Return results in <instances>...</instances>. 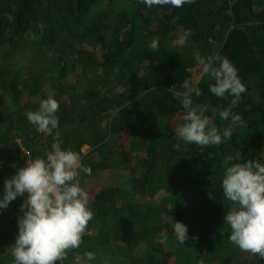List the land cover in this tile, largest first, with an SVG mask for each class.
Instances as JSON below:
<instances>
[{
  "label": "trees",
  "instance_id": "trees-1",
  "mask_svg": "<svg viewBox=\"0 0 264 264\" xmlns=\"http://www.w3.org/2000/svg\"><path fill=\"white\" fill-rule=\"evenodd\" d=\"M18 53L28 64L14 60ZM197 53L228 58L247 89L233 109L245 126L215 116L221 134L230 126L233 133L218 146L187 144L175 132L184 114L175 93L184 80L203 92L194 105L223 109L231 99L209 92L214 81L201 76ZM49 96L60 104L53 135L58 131L61 147L79 152L91 168L80 177L85 191L110 174L127 186L114 182L87 193L89 234L58 264H73L85 251L98 253L92 264L105 257L109 264H264L230 244L222 255L213 248L231 232L224 157L264 163V0H195L181 8H148L142 0H0V199L5 179L55 143L25 116ZM164 189L171 194L151 201ZM25 198L0 209V264H12ZM175 222L188 230L183 245Z\"/></svg>",
  "mask_w": 264,
  "mask_h": 264
},
{
  "label": "clouds",
  "instance_id": "clouds-1",
  "mask_svg": "<svg viewBox=\"0 0 264 264\" xmlns=\"http://www.w3.org/2000/svg\"><path fill=\"white\" fill-rule=\"evenodd\" d=\"M195 0H142L148 8L171 5L181 8ZM192 30L184 32L179 41L186 43ZM159 42L154 39L149 47L155 51ZM201 76L207 75L214 83L209 92L220 99L231 97L229 105L223 109L210 104H195L193 97H200V87L193 86L190 79L183 81L176 91L183 109L180 124L175 132L179 140L195 144L201 148L218 146L229 140L231 126H245L242 116L233 111L242 94L247 91L235 65L218 53L202 56L195 54ZM60 104L49 96L39 102L36 111H26L27 120L45 137L53 136L55 143L44 157H36L19 168L15 175L4 181V195L0 199V209H6L17 197L26 196L20 206L23 213L17 221L18 235L11 246L12 264H58L68 258L73 250H78L89 234L88 225L94 218L89 206V196L81 186V174L91 175V168L81 163L82 156L71 148L63 149V141L58 131ZM211 112V116L207 113ZM231 126L221 130L214 123L216 115ZM221 187L224 198L229 202V210L224 216L230 227L229 240L241 251L264 259V163L252 160L234 162L231 155L223 159ZM174 235L183 245L188 230L181 222L173 224ZM98 259L95 251L78 253L73 264H92ZM102 264H109L108 258Z\"/></svg>",
  "mask_w": 264,
  "mask_h": 264
},
{
  "label": "rangeland",
  "instance_id": "rangeland-1",
  "mask_svg": "<svg viewBox=\"0 0 264 264\" xmlns=\"http://www.w3.org/2000/svg\"><path fill=\"white\" fill-rule=\"evenodd\" d=\"M22 56H25L23 53H21ZM14 60L17 62V63H20V64H28L26 61H28V55L26 57V61L24 59H22L19 55V53L17 55L14 56ZM185 73V72H184ZM192 76V75H191ZM87 148L86 147H83L82 148V152H86ZM117 183L118 186L124 190H126L127 186L125 185V183L123 182V180L117 175V174H110V175H105V176H101L99 178H96L94 180H92V182L90 181L87 185V189H86V192L88 193H92L94 190H97L99 189L100 185H103L102 187H107L109 185H111L112 183ZM127 192V191H126ZM171 194L170 190L169 189H164V190H161L160 192H158L155 197L151 200L153 202H160V200L164 197H166L167 195ZM211 227L208 228V232L207 234H211V230H210ZM198 229V228H197ZM199 230V229H198ZM225 238L224 239H221L219 240L218 242H216V244L213 245V248L215 249L214 253L217 254H221L222 255V251L223 250V245L224 244H230L231 245V249H239L236 245H234L233 243L230 242L229 240V236L226 237V235L224 234ZM211 238V237H210ZM210 238H207V239H210ZM224 241H227L226 243H224ZM141 252V249L140 248H137V250L135 249V251L133 252V255L136 257L139 255V253ZM209 262V259H204L203 262L206 263V262ZM209 264V263H208Z\"/></svg>",
  "mask_w": 264,
  "mask_h": 264
}]
</instances>
